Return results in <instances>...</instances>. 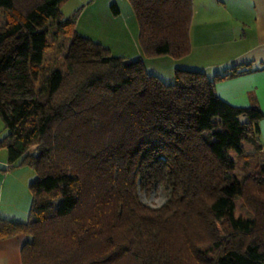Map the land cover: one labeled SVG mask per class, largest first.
<instances>
[{
  "label": "trees",
  "instance_id": "1",
  "mask_svg": "<svg viewBox=\"0 0 264 264\" xmlns=\"http://www.w3.org/2000/svg\"><path fill=\"white\" fill-rule=\"evenodd\" d=\"M64 1L0 0V148L36 174L0 240L29 236L21 264H264V112L214 91L250 65L167 84L79 34ZM128 1L143 55L190 53L193 0ZM161 186L162 205L139 199Z\"/></svg>",
  "mask_w": 264,
  "mask_h": 264
},
{
  "label": "crops",
  "instance_id": "2",
  "mask_svg": "<svg viewBox=\"0 0 264 264\" xmlns=\"http://www.w3.org/2000/svg\"><path fill=\"white\" fill-rule=\"evenodd\" d=\"M84 1L69 0L70 9H73L69 12L62 2L60 11L69 16ZM94 14L95 9L87 2L77 16L78 33L88 35L79 29L84 17L87 16L90 24ZM189 36L191 51L183 57L196 56L195 64L178 68L205 72L209 67L213 76L230 67L250 65V71L216 82L214 91L232 105L247 107L256 103L264 112V0H193ZM258 128V140L264 146V117L258 122ZM33 172L27 166L9 164L7 154L0 156V217L18 221L28 219L29 183L36 176ZM28 239L27 234L20 233L0 240V264H21V247Z\"/></svg>",
  "mask_w": 264,
  "mask_h": 264
},
{
  "label": "rangeland",
  "instance_id": "3",
  "mask_svg": "<svg viewBox=\"0 0 264 264\" xmlns=\"http://www.w3.org/2000/svg\"><path fill=\"white\" fill-rule=\"evenodd\" d=\"M69 0H65L66 7L70 10L71 5ZM88 2L90 7L95 9L93 16V22L88 24L87 16L82 23L81 29L83 34H88L92 40L100 42L103 46L110 49L112 55L123 56L129 60H135L141 58L145 70L152 75L159 77L163 82L169 84L174 81V71L178 66H187L189 64H195L193 61L196 56L189 58L190 56L183 58H173L168 55L160 56H145L143 55L139 41H138V24L135 18V14L131 8L128 0H86L79 5L75 10H82L83 6ZM111 2L116 3L119 13L114 15L111 12ZM87 7V6H86ZM89 8L87 12H90ZM79 11V12H80ZM73 13V12H72ZM79 14V13H78ZM115 19V20H114ZM3 24V14L0 10V26ZM96 30V32H94ZM81 34V33H79ZM52 54L51 49H46L43 53V59L47 60ZM202 64L201 61H199ZM189 68V67H187ZM205 74L207 77H211L209 67L206 68ZM7 129L0 117V140L7 135ZM6 155V150H0V156ZM35 173V172H33ZM238 174H241L240 169L237 170ZM36 175V174H35ZM169 191L165 187L161 186L157 189L151 190H139V199L146 205L156 208L162 205L168 198ZM27 212V211H26ZM24 212V214H26ZM26 216V215H25Z\"/></svg>",
  "mask_w": 264,
  "mask_h": 264
}]
</instances>
